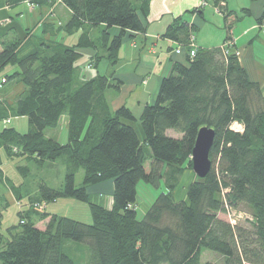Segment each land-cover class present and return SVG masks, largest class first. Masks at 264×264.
<instances>
[{"label": "trees", "instance_id": "16d2710c", "mask_svg": "<svg viewBox=\"0 0 264 264\" xmlns=\"http://www.w3.org/2000/svg\"><path fill=\"white\" fill-rule=\"evenodd\" d=\"M44 1L6 0V5ZM149 1L61 0L69 15L54 30L79 31L72 44L34 36L24 41L13 26L0 37V72L17 67L1 76L0 84H22L12 102L0 99V121L27 120L24 132L0 129V152L39 168L64 157L66 166L57 188L41 181L32 194H23L20 184L14 187L25 207L17 211V224L0 232V264H75L62 249L66 241L85 244L90 264H200L203 251L219 254L224 264H264V85L249 77L230 43L233 22L241 17L227 9L225 0H210L225 20L220 46H197V27L183 16L166 27L163 37L181 52L170 59L154 101L142 108L141 136L128 107H110L107 92L117 91L119 80L98 72L79 77L84 50L92 52L94 67L103 59L114 64L123 39L146 31ZM255 22L264 31V6ZM63 117L66 141L61 143L46 131L56 129ZM234 122L241 130L231 128ZM203 126L214 131L210 170L188 184L185 199L176 200L173 190L183 169H192V148ZM16 168L22 176L29 172L26 164ZM108 180L112 204L105 207L91 201L87 188ZM140 180L163 187L138 218ZM60 198L87 203L91 222L47 212L45 203ZM230 212L242 218L232 224L220 217ZM2 216L0 209V226ZM46 218L45 227H38L36 220Z\"/></svg>", "mask_w": 264, "mask_h": 264}, {"label": "crops", "instance_id": "0c3cea01", "mask_svg": "<svg viewBox=\"0 0 264 264\" xmlns=\"http://www.w3.org/2000/svg\"><path fill=\"white\" fill-rule=\"evenodd\" d=\"M24 3L29 4L27 2ZM225 4L227 9L236 12L241 17L240 19L252 17L251 21L249 20L250 22H247L240 32L235 33V29H231L230 43H234L239 60L249 77L260 81L261 77L264 78V74H262L264 71V31L257 26L255 19L261 13L264 0H225ZM199 7L201 8L199 12H188L193 8ZM11 8L14 7L7 6L6 0H0V20L7 21V28L13 26L20 34L22 27L15 23L10 16ZM35 9H38V15H45L48 5L43 2L40 5H36L33 9L29 8L31 12H34ZM244 9L249 10L248 15L242 13ZM54 12L53 20H48L41 25L40 35H43L42 38L45 41H49L51 37L44 33V25L54 23L57 20L64 23L69 15V10L62 3L54 8ZM177 16H183L189 23L196 25L197 30L195 32L197 33L195 34L194 32V37L197 46L210 48L220 46L225 41V20L210 0L207 2L204 0H150L146 31L144 33H135L131 37L128 36L123 39L118 60L114 64L103 59L97 67L99 69H97L98 73H111L113 78L120 81L117 91L109 90L107 92L110 107L113 110L123 105L128 107L136 118V121L131 122V125L139 136H141L142 132L137 120L142 108L144 105L154 101L161 78L169 72L170 59L175 57L173 54L175 43L163 37V34L172 19ZM219 17L222 19L221 24L214 22V19ZM111 30L115 31L114 28ZM4 31L5 28L0 26V36ZM62 40L65 39L63 38ZM83 52V57L77 62L79 77L81 79H89L96 75V70L89 63V56L92 52L90 50H84ZM16 90V92L13 91L15 93L13 99L22 90V87L18 86ZM64 122L66 124L65 117ZM112 189V181L108 180L89 186L87 192L90 195L93 193L99 194V196H105L106 194L108 197L105 196L106 198L103 199L104 204H99L110 207L112 204ZM173 196L176 200H183V194L177 195L175 190Z\"/></svg>", "mask_w": 264, "mask_h": 264}, {"label": "rangeland", "instance_id": "374dc122", "mask_svg": "<svg viewBox=\"0 0 264 264\" xmlns=\"http://www.w3.org/2000/svg\"><path fill=\"white\" fill-rule=\"evenodd\" d=\"M44 2H46V4L48 5V9L45 15H38V9H35L34 12H31L29 8L33 9L36 7V5L32 6L31 4H28V6L24 2L19 3L14 8L10 9V16L12 17L13 21H15V23H18L22 27L19 36L21 38L25 37L24 41L29 39V36H41V25L43 23H46L48 20H53L52 16L55 13L54 8H56L57 5L61 3V0H45ZM251 19L252 17H243L242 19L236 20L235 22H233L232 30L235 29V33L240 32L242 27L245 26L247 22H250ZM6 22L7 21H3L2 23H0V26L5 28V31L7 30L8 26L6 25L8 22ZM214 22H216L217 24H221L222 19L219 17L218 19H214ZM62 25L63 22L59 20L54 23L46 24L44 25L45 29H47V26L53 29L48 31L45 30L44 33H47V35L50 36L51 39L65 41L64 43L67 44L74 43L77 39L79 31L67 35L66 33L58 32L59 30H54L56 29V26L61 27ZM5 31L3 32V34L5 33ZM196 33L197 32H195V34ZM12 37L13 34L9 36V38ZM42 37L43 35L41 36V38ZM63 38L65 40H62ZM256 42L258 41L256 40ZM173 54L175 56L174 58L178 57V54L174 53V51ZM174 58L172 57V59ZM98 64L96 67L93 68L96 70V73L98 72ZM15 69H17L16 66H6L0 72V77L5 74L11 73ZM262 74H264V71L262 72ZM260 82L264 85V78L261 77ZM18 86L22 87V84L16 81H9L3 84L2 86L0 84V99L4 100L7 103H10L13 100V95L15 94L14 92L17 91L16 89H18ZM9 122L0 121V129L3 127H14L20 132H24L27 129L26 117H12ZM46 135H50L57 139L59 142L64 143L66 141V126L64 122V117L60 120L58 127L56 129H48L46 131ZM25 164L29 166V172L26 176H22L21 172H19L16 167L18 165ZM145 167L147 168V164H145ZM65 170L66 166L64 157H60L53 162H48L43 167L39 168L36 167L34 163H29L24 159H18L16 157L8 158L3 152H0V209L2 210L3 215L1 220L0 232L5 234L6 228L11 225L17 224V211L25 207L22 206V202H24L25 200L22 199L20 203L16 197V193L14 191L15 186H18L20 184L22 187L21 192L23 194L26 192L32 194L36 190L38 183L41 181H44L47 185L51 187L57 188L62 184ZM195 177L197 176L194 174L191 168L183 169L180 175L179 183L174 189L175 194H183V199H185L186 187ZM81 178L82 170H79L75 175V183H80ZM162 187L163 185L161 184L160 189H162ZM160 189H155L142 180L138 182L136 186L137 194L135 205L138 218H140L142 214L146 211V209L152 203L156 195L159 193ZM105 196L108 197L106 194ZM105 196H99V194L92 193L91 201L104 204L103 199L106 198ZM240 208L245 211H248L247 208L244 206H240ZM45 209L47 212L55 213L59 216H67L82 221L84 223L91 222L88 204L72 198H60L53 202H47L45 203ZM234 216L235 219L242 218L241 213L238 215V213L234 212ZM234 216L232 214H229L227 216L220 214L221 218L228 219L232 224L235 223V219L234 221L232 220ZM36 221L38 227L44 228L48 221V218H46L45 220ZM62 249L65 253H67L73 258L75 264H90L88 263V251L85 244L66 241L62 245ZM207 261L215 262L217 264H224L223 258L219 254L211 251H203L200 257V264H204Z\"/></svg>", "mask_w": 264, "mask_h": 264}, {"label": "water", "instance_id": "95a60500", "mask_svg": "<svg viewBox=\"0 0 264 264\" xmlns=\"http://www.w3.org/2000/svg\"><path fill=\"white\" fill-rule=\"evenodd\" d=\"M214 131L203 126L197 131L194 146L191 152V164L194 174L203 178L210 170L209 151L213 143Z\"/></svg>", "mask_w": 264, "mask_h": 264}, {"label": "built area", "instance_id": "2783aa9c", "mask_svg": "<svg viewBox=\"0 0 264 264\" xmlns=\"http://www.w3.org/2000/svg\"><path fill=\"white\" fill-rule=\"evenodd\" d=\"M2 22H3V21L0 20V23H2ZM191 47H192V49L190 50V55L192 56V55L194 54V50H193L194 45L191 44ZM180 52H181V49H180L179 47H176V48L174 49V53H176V54H180ZM7 122H8V120H7ZM235 126H236V127H235ZM231 128L234 129V130H241V126H240V124H238V123H236V122H234V123L231 125ZM230 214H232V215L234 216V212H230ZM238 215H239V214H238ZM234 219H235V216L232 218V220L234 221Z\"/></svg>", "mask_w": 264, "mask_h": 264}]
</instances>
